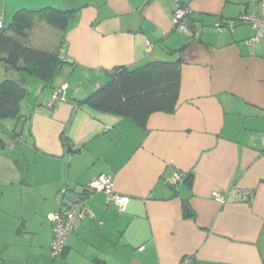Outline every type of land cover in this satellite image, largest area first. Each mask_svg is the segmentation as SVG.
<instances>
[{"label": "crops", "instance_id": "0c3cea01", "mask_svg": "<svg viewBox=\"0 0 264 264\" xmlns=\"http://www.w3.org/2000/svg\"><path fill=\"white\" fill-rule=\"evenodd\" d=\"M181 2L196 37L173 26L174 0H0L4 24L22 8L75 10L63 40L37 21L27 42L57 51L65 76L52 86L26 76L21 132L15 120L1 121L0 264H264V38L246 43L255 35L248 23L213 25L259 3ZM174 59L172 113L153 112L141 126L80 102L115 67ZM17 76L0 61V82ZM102 173L128 196L124 210L92 194V215L53 257L47 214L59 207L57 193H81Z\"/></svg>", "mask_w": 264, "mask_h": 264}, {"label": "trees", "instance_id": "16d2710c", "mask_svg": "<svg viewBox=\"0 0 264 264\" xmlns=\"http://www.w3.org/2000/svg\"><path fill=\"white\" fill-rule=\"evenodd\" d=\"M74 11L51 6L22 8L13 14L9 23L3 22L0 27V61L6 72L15 70L18 76L14 79L6 77L0 82V126L2 120L18 122L25 117L21 114L20 105L28 93L26 76L36 77L45 86H52L65 63L57 51L27 45L33 26L37 21L44 22L55 28L63 40ZM179 86L178 59L150 60L133 66L115 67L109 78L80 102L97 112L131 118L143 126L153 112L175 111Z\"/></svg>", "mask_w": 264, "mask_h": 264}, {"label": "built area", "instance_id": "2783aa9c", "mask_svg": "<svg viewBox=\"0 0 264 264\" xmlns=\"http://www.w3.org/2000/svg\"><path fill=\"white\" fill-rule=\"evenodd\" d=\"M259 7L255 13L244 12L236 20H229L224 22H215L213 25L217 28L222 26L231 27L236 23H248L255 31V35L246 40V43L251 44L260 41L264 38V0H258ZM189 8L184 5L181 0H174V8L172 12L173 26L190 36L196 37L198 30H191L185 21L187 15H189ZM3 26V15L0 12V27ZM64 84L62 88H65ZM60 89L55 90L51 94V98L48 101V105L52 106L54 101L60 98ZM262 142L264 143V135L262 136ZM182 173L175 175L171 179V183H177L182 178ZM96 192H104L108 195L110 202L115 204L119 210H124L128 201V196H124L114 192V180L113 177L102 173L88 182L81 193H76L70 197H66V189H61L56 195V200L59 207L47 214V218L51 223L52 239L49 244L50 253L53 257L59 256L67 242L68 235L75 231L81 225V222L85 215L88 213L92 215L87 206V198ZM243 197H247L248 201H252L255 192L251 189L242 190ZM215 198L223 203L225 197L221 194L215 195ZM185 264H191L189 258L184 260Z\"/></svg>", "mask_w": 264, "mask_h": 264}, {"label": "water", "instance_id": "95a60500", "mask_svg": "<svg viewBox=\"0 0 264 264\" xmlns=\"http://www.w3.org/2000/svg\"><path fill=\"white\" fill-rule=\"evenodd\" d=\"M24 121H25V118H21L18 121V123L16 125V128H15V133L16 134H19L21 132V129H22V126H23ZM68 147L71 149V146L70 145H68Z\"/></svg>", "mask_w": 264, "mask_h": 264}, {"label": "rangeland", "instance_id": "374dc122", "mask_svg": "<svg viewBox=\"0 0 264 264\" xmlns=\"http://www.w3.org/2000/svg\"><path fill=\"white\" fill-rule=\"evenodd\" d=\"M6 21H7V20H6ZM48 28H51L54 32L57 31V30H56L55 28H53V27H48ZM55 30H56V31H55ZM65 70H66V69L63 68V69H62V71H63V72H62V75H60V74L58 73L57 76L60 77V78H63V77L65 76V72H66ZM35 79H36V78H35ZM36 80H37V79H36Z\"/></svg>", "mask_w": 264, "mask_h": 264}]
</instances>
